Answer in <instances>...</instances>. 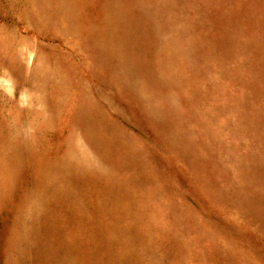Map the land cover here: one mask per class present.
I'll return each mask as SVG.
<instances>
[{
    "label": "rangeland",
    "instance_id": "obj_1",
    "mask_svg": "<svg viewBox=\"0 0 264 264\" xmlns=\"http://www.w3.org/2000/svg\"><path fill=\"white\" fill-rule=\"evenodd\" d=\"M0 264H264V0H0Z\"/></svg>",
    "mask_w": 264,
    "mask_h": 264
}]
</instances>
